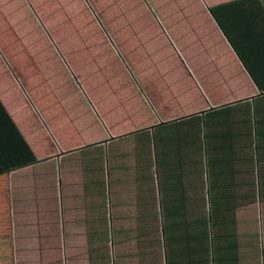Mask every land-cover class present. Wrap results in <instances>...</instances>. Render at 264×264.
Wrapping results in <instances>:
<instances>
[{
	"label": "rangeland",
	"instance_id": "374dc122",
	"mask_svg": "<svg viewBox=\"0 0 264 264\" xmlns=\"http://www.w3.org/2000/svg\"><path fill=\"white\" fill-rule=\"evenodd\" d=\"M172 1L181 0H0V93L5 90L1 74L8 72L5 68L8 67L16 74L17 87L22 85L33 99L18 88L22 96L19 99L25 104L21 111L27 113L20 119L30 130L36 153L31 147L26 149L21 145L23 137L12 122L18 140L13 137L14 150L8 146L11 154L24 161H38L59 152V146L67 149L65 151L76 148L63 164L76 165L82 161L79 158L84 157L83 172L85 168L92 170L95 178L102 168L109 189L112 153L115 149L123 153L128 148L138 160L136 176L142 165L151 161L152 184L156 187L157 181L165 175L158 153L161 113L167 111L171 118L178 119L191 115L196 107L177 104L172 97L174 104L166 105L164 110L156 108L154 113L152 103L137 95L132 72L140 83L151 87L150 93L166 90L173 96L177 78H170L173 73L166 72L170 63L166 62L164 52L168 49L177 56L179 67L186 64L187 59L181 58V46L175 45L181 27L177 22L180 14L170 6ZM167 3L171 12L165 9ZM149 4L156 18L162 16L165 22L172 17L176 23L171 27L157 24ZM153 6L160 7L153 10ZM165 28H169L170 37L165 34ZM171 28L177 29L174 37ZM186 36L185 40L191 43L195 34L189 29ZM158 78L163 82L156 87L152 80ZM182 125L172 126L179 131L184 130ZM18 126H22L19 119ZM1 130L4 132V128ZM111 136L116 144L102 142ZM3 142L6 144L0 136V146ZM242 150L245 156L253 155L251 149ZM257 157L260 166L259 155ZM233 158L238 168L241 164L247 166L246 157ZM133 160L130 161L132 167ZM177 165L183 167L187 163ZM66 169L67 166L61 164L60 171ZM192 169L200 171L194 173L200 176L204 192L202 196L190 192L191 198L206 202L167 203L160 195L147 218L128 211V207L136 203L132 187L135 178L128 175L131 170L126 171L122 197L125 208L119 212L123 216H109L107 264H218L205 254L211 248L203 241L204 235L209 239L212 232L210 244L216 252L213 249L217 245L216 231L221 232L222 241L231 246L232 250L227 248L223 252L228 256L227 264H264V199L233 201L232 197L226 204L211 202L210 194L214 191L209 184L208 166L195 163ZM191 170L180 179L190 176ZM227 191L222 188L223 193ZM250 193L253 199L258 195L262 198L264 187L253 186ZM107 197L112 205L113 199ZM249 197L240 195L239 199ZM182 205L193 206L194 211L189 213L198 217L180 216L184 213ZM224 209L230 214L226 227L216 225L213 218ZM172 218H178L181 226L170 231ZM92 254V264H101L100 251Z\"/></svg>",
	"mask_w": 264,
	"mask_h": 264
},
{
	"label": "crops",
	"instance_id": "0c3cea01",
	"mask_svg": "<svg viewBox=\"0 0 264 264\" xmlns=\"http://www.w3.org/2000/svg\"><path fill=\"white\" fill-rule=\"evenodd\" d=\"M170 6L180 14L177 22L181 27L179 35L177 29L171 28V36L177 35L175 45L181 46L180 56L187 59V63L179 67L180 59L168 49L164 52L166 62L170 63L165 70L173 73L170 78H177L173 96L166 90L150 93L151 87L140 83L133 71L134 88L139 97L152 103L154 113L156 108L161 110L174 104L172 97L177 104H188L196 109L191 115L178 119L171 118L166 110L161 113L165 118L160 116L162 123L158 125L162 129L158 131V153L165 175L157 181L156 187L152 184L151 161H146L136 176L138 160L128 148L123 153L117 149L112 153L109 189L102 168L95 178L92 170L85 168L83 172L84 157H80L82 161L76 165L63 164L76 148L65 151L67 149L62 150L58 145L57 153L13 167L5 152L8 146L14 150V140H18L12 122L24 138L21 145L35 152V141L21 120L27 113L21 111L25 104L19 99L20 90L32 98L22 85L17 87L16 74L4 66L8 72L1 74L5 90L0 93V136L6 141L0 146V264H92L93 251H100L101 264L102 260L107 264L109 216H123L119 212L125 208L122 197L128 170H131L128 175L135 178L132 187L136 199L128 211L137 217H149L150 208L160 195L167 203L206 202L191 198L202 196L204 192L200 176L194 173L200 171L192 169L195 163L205 164L208 170L216 172L211 174L213 180L208 174L212 194L217 191L221 195L225 187L228 190L225 194L229 199L233 197V201L264 199L260 195L253 199L250 193L253 186L264 187V0H181L170 2ZM159 7L153 6V10ZM149 9L157 24L171 27L176 23L172 17L165 22L162 16L156 18L150 4ZM165 9L170 11L168 3ZM169 28L164 29L168 37ZM189 29L195 34L191 43L185 40ZM137 72L142 74L141 70ZM152 82L159 87L163 80L158 78ZM174 124H183L184 130L178 131ZM110 138L102 142L117 143L112 136ZM227 146L229 150H224ZM242 148L251 149L253 155L245 156ZM232 156L241 160L246 157L247 166L238 168ZM9 158H12L11 153ZM178 162L187 165L178 167ZM61 164L67 169L60 171ZM230 169H234V174ZM190 170V176L180 179ZM240 195L250 197L239 199ZM107 196L113 199L112 205ZM193 211V206L182 205L184 213L180 216L198 217L189 213ZM178 218L171 219L170 231L180 226Z\"/></svg>",
	"mask_w": 264,
	"mask_h": 264
},
{
	"label": "trees",
	"instance_id": "16d2710c",
	"mask_svg": "<svg viewBox=\"0 0 264 264\" xmlns=\"http://www.w3.org/2000/svg\"><path fill=\"white\" fill-rule=\"evenodd\" d=\"M225 36L228 39V41L231 43L229 35L227 33H225ZM0 110H2L1 105H0ZM11 125H12V123H11ZM13 129H15L14 125H13ZM5 152L7 154V158H8L9 163H11L13 167H20V166L35 162V160H32V161L21 160L20 158H17L15 155H12V158L10 159L9 155H10L11 152L9 151V149L6 148ZM240 166L242 167V164ZM239 170L240 169H238L237 172ZM230 173L234 174V169H230ZM208 174H216V172L213 169H211V170H208ZM210 179L213 180L211 176H210ZM218 193H220V192L216 191L214 194L210 195V201L211 202L224 203V204L229 203V202H224V201L229 200V196L228 195L223 193L222 190H221V195H219ZM229 193H230V191H229ZM219 198H221V201H218ZM226 211H227V209L221 210L219 212L218 216L213 217L214 220H215L216 225H218V223H220L223 227L227 226V222H225V221H226L227 217L230 214H228V212L225 213ZM172 220H174V219H172ZM176 229H177V227H176ZM182 229H184V227ZM175 231L177 233H180L181 230H175ZM218 233H219V236H218ZM208 236H209V239L204 235L203 241H204V243L206 242V245L209 244V246L211 248V251L209 253H205V254L211 256V258L214 260V262H218V264H221V263L222 264H227L228 256L224 255L223 252L227 248L229 250H232V249H231V246H227L226 241L225 242L222 241V236H224V235H221V232H218V231H216L215 234H214L215 237L217 236L216 237L217 238V245L215 247H213V249H215L216 252H214L212 250V245L210 244L212 232ZM218 240H219V242H218ZM189 254L190 253H188V251H187L186 255L189 256ZM189 261H191V259Z\"/></svg>",
	"mask_w": 264,
	"mask_h": 264
}]
</instances>
